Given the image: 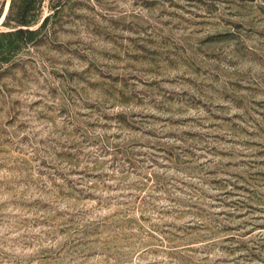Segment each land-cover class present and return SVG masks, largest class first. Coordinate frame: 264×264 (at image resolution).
I'll use <instances>...</instances> for the list:
<instances>
[{
  "label": "rangeland",
  "instance_id": "1",
  "mask_svg": "<svg viewBox=\"0 0 264 264\" xmlns=\"http://www.w3.org/2000/svg\"><path fill=\"white\" fill-rule=\"evenodd\" d=\"M0 264H264V0H0Z\"/></svg>",
  "mask_w": 264,
  "mask_h": 264
}]
</instances>
